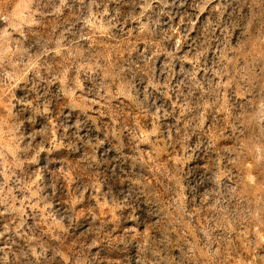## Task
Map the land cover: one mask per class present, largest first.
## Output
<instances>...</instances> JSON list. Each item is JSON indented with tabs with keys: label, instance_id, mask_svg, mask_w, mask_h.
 Listing matches in <instances>:
<instances>
[{
	"label": "rangeland",
	"instance_id": "rangeland-1",
	"mask_svg": "<svg viewBox=\"0 0 264 264\" xmlns=\"http://www.w3.org/2000/svg\"><path fill=\"white\" fill-rule=\"evenodd\" d=\"M0 264H264V0H0Z\"/></svg>",
	"mask_w": 264,
	"mask_h": 264
}]
</instances>
